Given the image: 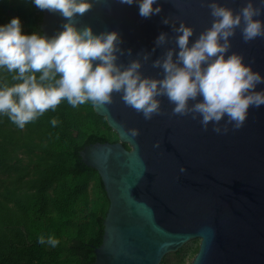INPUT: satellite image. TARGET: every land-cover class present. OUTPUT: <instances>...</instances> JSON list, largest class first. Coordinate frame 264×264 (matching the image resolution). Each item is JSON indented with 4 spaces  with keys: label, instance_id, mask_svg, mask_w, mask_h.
<instances>
[{
    "label": "water",
    "instance_id": "water-1",
    "mask_svg": "<svg viewBox=\"0 0 264 264\" xmlns=\"http://www.w3.org/2000/svg\"><path fill=\"white\" fill-rule=\"evenodd\" d=\"M89 2L92 9L77 17L76 27L90 26L96 35L118 32L125 55L117 63L125 66L142 61L138 54L151 53L140 71L156 79L163 78V71L152 62L175 47L177 35L162 21L178 18L177 27L181 21L192 27L189 46L213 22L206 6L211 0H157L153 7L162 10L150 18L139 15L138 2ZM217 2L238 13L247 0ZM256 18L264 21V14ZM64 23L59 13L41 10L40 35L50 39L63 31ZM161 33L169 43L157 47ZM230 41L227 55H242L264 76V37L245 43L237 29ZM260 90L264 84L257 86ZM121 96L114 93V102L104 108L93 105L118 140L92 142L79 150L81 160L98 172L109 201L90 264H160L167 253L197 238V252L188 264H264V106L250 108L241 129L229 125L227 134H217L212 124L205 131L200 118L173 116L167 97H158L166 115L146 121ZM130 129L139 135L131 137Z\"/></svg>",
    "mask_w": 264,
    "mask_h": 264
},
{
    "label": "clouds",
    "instance_id": "clouds-1",
    "mask_svg": "<svg viewBox=\"0 0 264 264\" xmlns=\"http://www.w3.org/2000/svg\"><path fill=\"white\" fill-rule=\"evenodd\" d=\"M119 2L129 6L138 2L143 18L162 10L153 7L157 0ZM34 4L40 10L59 13L66 23L63 31L50 39L35 33L22 34L18 17L0 26V68L15 73L12 79L20 81L0 87V114L7 115L21 129L49 109L54 111L64 100L73 108L89 101L104 108L114 102V93H121L125 106L142 114L146 121L166 115L158 97H167L174 105L173 116L200 118L205 131L212 124L217 134H227L229 125L233 131L241 129L249 109L264 106V90L257 91V86L264 84V76L246 65L242 55H227L230 38L237 29L245 43L264 37V21L256 18L264 14V0L258 5L247 0L238 13L211 0L206 4L213 17L211 27L201 32L191 46L194 29L183 21L177 27L178 18H165L162 22L170 23L177 35L173 38L175 47L152 62L153 68L162 69V79L144 76L140 71L151 53L138 54L142 61L135 59L127 66L117 63L125 55L118 32L96 35L90 26L76 27L77 17H83L93 7L89 0H34ZM168 43L166 33L155 41L157 47ZM127 54L131 55L130 49ZM51 123L55 127L58 121L52 119ZM128 134L135 138L139 130L130 129ZM39 243L56 247L59 240L40 236Z\"/></svg>",
    "mask_w": 264,
    "mask_h": 264
},
{
    "label": "trees",
    "instance_id": "trees-1",
    "mask_svg": "<svg viewBox=\"0 0 264 264\" xmlns=\"http://www.w3.org/2000/svg\"><path fill=\"white\" fill-rule=\"evenodd\" d=\"M14 17L21 21L22 34L40 35L41 10L34 0H0V26ZM13 75L0 68V87L19 83ZM52 119L58 121L55 127ZM117 140L90 101L73 108L64 100L23 129L0 114V264L94 260L109 201L98 172L81 160L79 150ZM40 236H52L59 244H40ZM197 249L187 255L181 247L175 260L165 255L160 264H188Z\"/></svg>",
    "mask_w": 264,
    "mask_h": 264
},
{
    "label": "rangeland",
    "instance_id": "rangeland-1",
    "mask_svg": "<svg viewBox=\"0 0 264 264\" xmlns=\"http://www.w3.org/2000/svg\"><path fill=\"white\" fill-rule=\"evenodd\" d=\"M198 244H199V239L197 238V239L188 241L186 244L182 246V248H184V252L188 255L190 254V251L192 250V248H194ZM175 252H170L166 254L168 261H173L176 259L177 255L175 254Z\"/></svg>",
    "mask_w": 264,
    "mask_h": 264
}]
</instances>
